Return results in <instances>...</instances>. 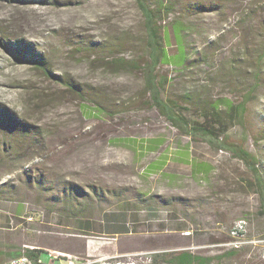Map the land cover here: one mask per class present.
<instances>
[{
    "label": "rangeland",
    "instance_id": "obj_1",
    "mask_svg": "<svg viewBox=\"0 0 264 264\" xmlns=\"http://www.w3.org/2000/svg\"><path fill=\"white\" fill-rule=\"evenodd\" d=\"M180 1L223 7L185 13L178 4L159 18L171 55L178 52L174 25L182 21L194 25L186 38L193 58L207 53L211 59L189 69L161 64L159 76L167 78L164 94L180 101L188 115L199 105L185 95L196 90L205 94L203 99L243 100L257 81L264 0ZM244 11L251 12L246 19ZM0 31L9 39L33 42L62 79L56 82L0 48V104L40 131L35 141L19 142L23 148L17 145V154L0 152V263L12 252L38 247L46 264H69L61 255H72L77 264H174L168 260L171 253L181 251L210 257V264H264V207L252 170L231 151L186 135L167 120L153 106L143 72L132 64L142 66L148 59L145 20L136 0H0ZM210 40L216 41L212 45ZM105 44L101 51L98 45ZM260 81L244 123L230 127L228 140L259 157L264 177V76ZM160 159L166 164L152 170ZM195 161L211 164L207 176L193 172ZM39 174L51 190L35 186ZM62 183L90 194L87 201L77 195L76 205L87 204L82 216L98 230L106 223L104 213L119 202L109 193L108 203L99 202L93 185L118 189L122 198L136 193L187 197L188 213L172 203V211L158 208V218L147 210L131 211L130 220L140 219L131 224L138 231L87 232L51 198L60 194ZM240 218L248 222L247 243L231 248L229 231ZM162 223L166 227L161 229Z\"/></svg>",
    "mask_w": 264,
    "mask_h": 264
},
{
    "label": "trees",
    "instance_id": "obj_2",
    "mask_svg": "<svg viewBox=\"0 0 264 264\" xmlns=\"http://www.w3.org/2000/svg\"><path fill=\"white\" fill-rule=\"evenodd\" d=\"M139 9L141 10L146 27L147 45H148V59L142 66L137 63H132L135 69H140L143 72L145 88L150 94V99L154 107L160 111L167 120H169L174 126H176L181 132L191 137L200 138L212 146L218 149H225L231 151L235 157H238L246 162L254 174V180L261 193L262 205L264 207V177L258 167L259 157L250 151L244 144L239 142H231L228 140V131L231 126L236 122L242 121L244 123L245 115L248 111V102L253 96L255 88L261 85V78L264 71V38L262 40V52L258 55L255 61L254 74L255 82L254 89H248L245 93L243 100L234 102L229 97H214L212 95L206 96L203 99L204 93L196 90V92L187 94L186 100H192L194 104L199 106L195 107L197 113L188 115L185 108L181 105L180 101L168 98L164 92L167 84V78L164 79L162 75L159 76V66L161 64H173L182 66L184 69L192 68L200 64H209L210 60L207 53H204L200 58H193L194 56L188 50L187 44V32L194 27L193 24L185 25L182 21H178L174 25V36L178 44V52L171 55L167 46L169 44V35H162V25L158 24L159 18L165 12L169 14L177 10L178 4L182 5L181 11L185 13H202L206 11H220L222 10V3L210 2V4L203 2H184L180 0H155V4L152 5L148 0H136ZM244 11L243 18L246 19L251 12ZM0 48L7 52L17 62L27 63L34 68L40 69L45 75L51 76L56 82H61L60 76L54 74L48 67L46 56L41 53L35 44L24 38L9 39L6 35L0 31ZM216 40L208 41L209 44H214ZM104 43V42H103ZM210 45V46H212ZM106 44L99 46L101 51H105ZM247 54V53H246ZM123 60V59H121ZM238 60V56L234 58ZM125 62V60H123ZM69 85V83H68ZM72 86L78 88L76 83H72ZM80 91L81 89H77ZM43 99L42 93L38 96ZM246 122V121H245ZM252 123V122H251ZM250 124V123H249ZM264 133V128L262 129ZM262 133V134H263ZM40 131L32 128V125L22 119L18 113L10 110L5 104H0V152L4 151L9 154H17L22 145H18L19 142H26L27 138H33L35 141L38 138L37 135ZM18 145V146H17ZM18 148H17V147ZM16 148V149H15ZM15 150V151H12ZM12 151V152H11ZM189 151H185L183 154H189ZM7 154V155H8ZM19 154V153H18ZM184 156V155H183ZM16 161L17 157H10V159ZM166 164L165 159H160L151 165V169L162 168ZM211 170V164L208 162L195 161L193 164V172L195 174L208 175ZM33 182L35 186L44 185V189L51 190L52 187L47 186V178L44 174H39L34 177ZM59 185H57L58 187ZM93 193L98 196L99 202H109L111 197L117 198V209L106 211L104 213L105 224L101 229H94L93 222L90 217L82 216V210L86 208V205H76L79 202L80 195L85 201L92 198L88 192L77 187L76 185L62 183V188L59 195L52 196L51 198L60 201V208L67 210L65 216L69 219H75L77 222H81V228L83 231H91V229L97 232L106 234L128 233L138 231L139 228L136 225L131 226L134 221L140 220L138 217L130 220L129 213L136 211L147 210L150 216L160 217L158 208L164 207L172 211L174 204H179L186 215L187 202L189 199L183 196H163V195H148L145 193H136L134 196L121 197L122 194L118 189L104 190L102 187L92 186ZM109 193V195H106ZM63 197V198H62ZM110 198V199H109ZM156 204L157 206H155ZM175 208V206H174ZM139 216L138 214H135ZM150 218V217H149ZM165 228V224L159 225ZM182 226V225H179ZM185 228V227H182ZM36 259H39L44 252L42 248H26L23 251ZM21 251L12 252V257L22 254ZM174 264H210V257H202L194 255L190 252L181 251L179 253H171V257L168 259ZM41 264H46L42 262ZM98 264V263H96Z\"/></svg>",
    "mask_w": 264,
    "mask_h": 264
},
{
    "label": "built area",
    "instance_id": "obj_3",
    "mask_svg": "<svg viewBox=\"0 0 264 264\" xmlns=\"http://www.w3.org/2000/svg\"><path fill=\"white\" fill-rule=\"evenodd\" d=\"M247 228H248V222L245 218H240L236 220V222L233 224V226L231 227L229 231L231 238L226 244L229 245L231 248H239V247H242L244 244H246L247 243V238H246ZM61 256H65L69 264H77V260L72 255H61ZM42 262L43 261L41 257L39 259H36L28 254L22 253L0 264H41ZM52 263H49V264H52Z\"/></svg>",
    "mask_w": 264,
    "mask_h": 264
}]
</instances>
